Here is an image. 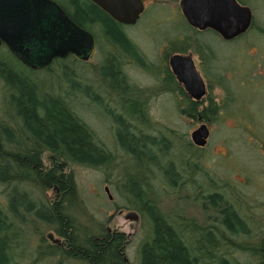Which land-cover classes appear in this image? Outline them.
<instances>
[{
    "label": "rangeland",
    "instance_id": "1",
    "mask_svg": "<svg viewBox=\"0 0 264 264\" xmlns=\"http://www.w3.org/2000/svg\"><path fill=\"white\" fill-rule=\"evenodd\" d=\"M242 2L251 6L254 12L252 26L240 37L226 40L213 29L203 34L191 26L183 14L181 0H145L146 9L141 18L134 25H125V32L147 63L140 65L131 56H125L120 69L126 82L121 89H114L101 72L106 65L104 38L99 37L88 60L82 59L84 64L82 60L74 64L77 73L102 96L101 103L80 99L75 105L79 115L95 131L97 139L112 152L111 165L96 167L70 163L67 171L73 173L77 183V194L73 196L60 192L58 185L47 187L42 182H36L37 189L27 183H21L25 186L20 185L17 189L14 178L21 180L25 176L13 163L0 160V165L4 164L0 170V238L5 264H83L67 253V246L51 240L54 237L63 244L65 242L59 231L64 229L61 226L63 220L52 208L63 199L66 211L77 222L82 237L86 234L99 237L104 231L111 234L123 231L128 236L124 251L130 259L129 264H141V247L149 239L152 229L150 218L138 208L129 206L131 195L125 189H130L132 184L128 175L149 183L155 192L154 199L164 213L173 218H184L186 222L195 220L205 228L221 220L218 208L212 209L202 195L213 190L222 192L227 201L236 194L239 199L242 197L240 204L246 209L244 212L254 208L264 212L261 207H255L257 201L264 199V155L261 152L264 151V82L257 81L261 73L264 77V0ZM96 28L97 35L103 34L102 27ZM188 35L193 38L198 35L216 48L223 73L227 79L231 78L228 81L233 86L229 87L231 93L226 84L209 86L208 95L201 100L202 109L210 107L211 100L219 106L216 111L211 108L209 120L205 116L201 119L182 112L186 107L184 92L189 94L169 66L168 47ZM189 52L194 54L201 71V57L195 46ZM0 63L8 67L11 76L29 74L40 83L43 91L51 96H61L64 84L60 70L53 62L35 69L3 43ZM87 89L84 87L83 91ZM14 94L10 81L0 73V126L5 123L10 127L14 119L20 118ZM240 104L245 107V112ZM116 113L124 114L133 130H143L170 141V146L159 152L161 166L156 164L154 171L136 167L135 171L132 154L116 140L113 122ZM203 122L209 124L210 135L207 144L200 146L194 142L192 133ZM7 129L3 132L7 138L5 142L12 150L17 144L16 136ZM53 156L50 151L43 154L45 169L52 165ZM169 163H173L179 173L176 184H170L163 176L162 170ZM25 175L35 183L28 174ZM26 187L34 192L20 203L16 198ZM69 195L70 199L76 196L70 203L67 201ZM131 212H136L139 219L128 216ZM258 222L248 234L232 236L228 232V240L217 239L213 251L217 255L225 254L228 264H262L245 249L233 248L235 242L245 247L247 242H256L263 237L264 229L260 220ZM198 235L203 233L198 231ZM43 238L47 241L42 246ZM235 238L237 241L233 242ZM55 246L56 253L52 255Z\"/></svg>",
    "mask_w": 264,
    "mask_h": 264
},
{
    "label": "trees",
    "instance_id": "2",
    "mask_svg": "<svg viewBox=\"0 0 264 264\" xmlns=\"http://www.w3.org/2000/svg\"><path fill=\"white\" fill-rule=\"evenodd\" d=\"M58 1L78 24L96 34H94L96 42H98L99 37L104 38L103 40L106 42L105 46V42L103 43L106 54L104 63L106 65L101 68V72L103 76L109 79L114 89H121L126 82V78L120 69V66L125 63L123 60L125 56H131L135 59V63L140 65L147 63L134 41L126 34L125 24L115 20L98 5L90 2V0ZM240 1L242 2V0ZM96 27H102L103 34L97 35ZM207 30H200L199 33L204 34V31ZM198 35L194 38L188 35L174 41L169 46L167 53L189 52L195 46L202 59L201 64L205 69L207 68L208 77L218 81L222 86L228 85L226 88L230 92L229 87L233 86L228 81L230 77L227 79L223 73L218 51L211 43ZM180 44H184V46ZM80 60L82 59L74 54L54 59L53 65L60 70V78L64 84L61 96L59 94L51 96L43 91L40 83L29 74L23 75L24 77L15 74L11 76L8 67L0 63V73L6 76L11 86L14 87L15 94L13 97H16L17 101L15 107H18L20 112V118L14 119L13 125L10 124L9 127V124L3 123L0 126V128L2 127L0 129L2 133L0 136V160L13 163L23 173V177L25 176L21 180L14 178L17 189H20V185L22 188L25 186L21 183L33 185V188L37 189L36 182H42L47 187L58 185L60 192L74 196L77 194V183L73 173L67 171L70 163L96 167L111 165L112 152L107 149L108 146L104 142L97 139L95 131L79 115L75 105L77 104L76 100L80 99L95 103L102 102L101 94L94 92L92 85L77 73L78 68L75 69L74 64ZM81 62L84 64L85 61L82 60ZM213 64L215 66L211 68L210 65ZM168 72L170 71L168 70ZM84 87L88 88L85 90L86 92L83 91ZM184 95L186 107L182 108V112L191 116L199 117L202 115L209 120L211 108L214 107L213 109L216 111V107H219L215 101L211 100V106L202 109V101L191 98L185 92ZM240 107L244 112L246 111L243 104H240ZM240 110L237 109V111ZM113 122L115 123L116 140L122 148L132 154L135 159L136 172V167L145 171L151 168L154 171L156 164L161 166L158 158L159 152L170 146L168 139H159L158 136L143 130H133L132 124L122 113L114 114ZM7 128H10L16 136L17 144L12 150L8 149L5 142L7 138L3 132H6ZM46 151H50L51 155L54 156L50 168L45 169L42 156ZM60 159H63L64 162L59 163ZM3 166L4 164L0 165V170L3 169ZM162 172L170 184L178 183L177 179L180 176L173 163L167 164ZM25 174L34 179L35 183L29 181ZM127 177H130L132 184L131 190L125 189L131 195L129 196L131 202L129 206L136 207L147 215L150 218L152 229L149 239L141 247V264L229 263L224 256L225 254L217 255L213 251L217 245V239L228 240V232L229 235L235 236L244 234L243 231H246L247 228L233 212L230 201L226 200L222 192L213 190L207 195L202 193L208 201L207 204L212 209L218 208L219 215H221L220 223H212L210 228H205L195 220L186 222L184 218H173L170 214L164 213L154 199V191L147 181H141L139 177L136 178L132 175ZM33 192L34 190L26 187L22 189L16 200L22 203L28 199L27 197L32 196ZM75 197L70 199L69 195L67 201L70 203ZM64 201L65 199L53 204L52 208L55 214L63 220L61 226L64 229L59 231L65 239L63 245L68 247L67 253L71 257L81 260L83 264H129L130 259L124 251L128 241L125 232L111 234L109 231H104L99 237L89 234L82 237L77 222L67 213L65 204H63ZM198 231L203 235L199 236ZM13 236L17 237L18 235L13 234ZM46 241L43 238L42 246ZM2 244L3 241L0 238V264H5L6 256ZM227 244L232 245L229 241ZM56 246L51 252L52 255L56 253ZM244 248L251 249L247 246Z\"/></svg>",
    "mask_w": 264,
    "mask_h": 264
},
{
    "label": "water",
    "instance_id": "3",
    "mask_svg": "<svg viewBox=\"0 0 264 264\" xmlns=\"http://www.w3.org/2000/svg\"><path fill=\"white\" fill-rule=\"evenodd\" d=\"M92 1L125 25L136 24L145 10L143 0ZM181 6L191 26L200 30L211 28L226 40L247 32L254 20L251 6L239 0H181ZM3 43L25 64L37 69L69 54L88 60L96 39L55 0H0V46ZM170 64L188 94L200 100L207 87L194 54L177 52L171 56ZM209 135L205 122L192 133L200 146L207 144ZM128 216L139 219L136 212Z\"/></svg>",
    "mask_w": 264,
    "mask_h": 264
},
{
    "label": "flooded vegetation",
    "instance_id": "4",
    "mask_svg": "<svg viewBox=\"0 0 264 264\" xmlns=\"http://www.w3.org/2000/svg\"><path fill=\"white\" fill-rule=\"evenodd\" d=\"M55 1H57L58 3H60L58 0H55ZM144 1V4H145V0H143ZM240 1V0H239ZM90 2H92V3H94V4H96L94 1H92V0H90ZM241 2V1H240ZM96 5H98V4H96ZM99 6V5H98ZM100 7V6H99ZM101 8V7H100ZM101 9H103V8H101ZM145 9H146V5H145ZM66 10V9H65ZM104 10V9H103ZM67 11V10H66ZM105 11V10H104ZM145 11V10H144ZM143 11V12H144ZM67 13H68V11H67ZM69 14V13H68ZM143 14V13H142ZM142 14H141V16H142ZM70 15V14H69ZM71 16V15H70ZM72 17V16H71ZM73 18V17H72ZM74 19V18H73ZM75 20V19H74ZM205 30H207V29H205ZM203 31V30H202ZM243 35V34H242ZM240 37V36H239ZM238 38V37H237ZM236 39V38H235ZM233 40V39H232ZM168 49H169V47H168ZM177 52H181V53H184V52H182V51H176V52H172V53H169L168 54V56H169V66H170V68H171V64H170V58H171V56L173 55V54H175V53H177ZM201 62H202V59H201ZM202 65V64H201ZM215 66V64H213L212 66L210 65V67L212 68V67H214ZM172 69V68H171ZM201 73H202V75H203V77H204V80H205V83H206V87H207V92H206V94L200 99V101L201 100H203V98H205L207 95H208V93H209V86L210 85H212V84H215V83H218L219 84V82L218 81H216V80H214V79H211L210 77H208V75H207V68L205 69L204 67H203V65H202V70L200 71ZM256 80H253V81H251L250 80V82H255ZM258 82H260V83H262V82H264V77H263V75H262V73H261V78L260 79H258L257 80ZM263 84V83H262ZM220 86H222L221 84H219ZM188 93V92H187ZM190 96V95H189ZM191 97V96H190ZM192 98V97H191ZM194 99V98H193ZM200 118L202 119V115H200ZM204 123V122H203ZM206 123V122H205ZM208 124V123H207ZM208 126H209V124H208ZM210 127V126H209ZM263 145H264V142H263ZM261 152H262V154L264 155V151L263 150H261ZM261 173V172H260ZM261 174H263V172L261 173ZM237 195V194H236ZM236 195H234L233 196V199L230 201V204L232 205V209H233V212L236 214V216H238V218L240 219V221H242L243 222V224L245 225V227L247 228V230L246 231H243V233L244 234H248L249 232H250V230H251V227L253 226V225H257L259 222V220H260V224H261V226L263 227V229H264V212H259V210H257V209H253L252 211H250V212H244V210H246L245 208H243L242 206H241V204H240V199L242 198H240L239 199V197L238 196H236ZM251 196H254V195H251ZM242 203V202H241ZM255 207H261L262 209V211H264V199L261 201V202H256L255 203ZM253 229V228H252ZM51 240H53L55 243H61L62 245H63V242H61V240L59 239V238H54V237H51ZM235 241H237V239L235 238V240H233V242H235ZM246 244H248L247 245V247H249V248H251V249H245L244 247H242V245H240V244H237V242H235V244H234V247L233 248H235V250H240V248H242V250L243 249H245V250H243V251H245V252H247V253H251L252 254V256H253V258L257 261V262H261L262 264H264V234H263V237L261 238V239H259V240H257L256 242H253V241H251V242H247ZM64 247H65V245H64ZM256 249V250H255Z\"/></svg>",
    "mask_w": 264,
    "mask_h": 264
}]
</instances>
